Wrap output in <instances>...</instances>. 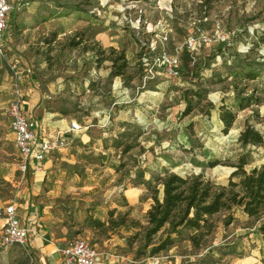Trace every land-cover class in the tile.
<instances>
[{"label": "rangeland", "instance_id": "rangeland-1", "mask_svg": "<svg viewBox=\"0 0 264 264\" xmlns=\"http://www.w3.org/2000/svg\"><path fill=\"white\" fill-rule=\"evenodd\" d=\"M12 1L0 54V207L15 203L31 230L42 224L51 237L64 238L60 248L85 240L98 264L105 258L114 264H264L259 223L235 208L228 226L225 212L212 218L214 232L200 248L182 229L171 248L151 255L164 229L147 242L146 213L151 190L161 201L162 187L141 185L167 174H201L226 186L241 157L247 171L264 164V145L239 142L246 126L264 139V0H22L20 8ZM35 13L45 19L34 21ZM77 33L85 34L84 43L72 49L71 38L81 41ZM189 37L198 40L193 51L186 49ZM96 44L124 53L131 81L109 76L111 64L102 59L108 54L99 56ZM163 52L179 58L176 77L153 63ZM247 71L256 79H245ZM15 84L32 123L38 114L63 109L66 121L73 119L94 142L83 147L86 138H66L61 153L72 161L57 163L52 174L22 173L7 114ZM29 84L42 96L36 102L43 112L36 116L27 109ZM246 98H252L249 107ZM221 108L235 116L227 132ZM31 202L37 213H30ZM110 212L118 227H83L88 217L108 220ZM2 224L0 264H42L30 241L3 243Z\"/></svg>", "mask_w": 264, "mask_h": 264}, {"label": "trees", "instance_id": "trees-1", "mask_svg": "<svg viewBox=\"0 0 264 264\" xmlns=\"http://www.w3.org/2000/svg\"><path fill=\"white\" fill-rule=\"evenodd\" d=\"M131 2H145L147 0H129ZM11 2V0H10ZM22 6V4H21ZM41 15L34 16V21H41ZM24 27V26H23ZM81 41H75L71 38L68 46L72 49L79 47L84 43V33L75 35ZM47 44H49L47 42ZM96 52L99 56H108L102 58L109 61L111 78H120L124 84L132 80L127 74L128 63L124 53H117L113 49L104 50L96 44ZM93 51V48H84ZM189 58V54L185 55ZM101 60H99L100 62ZM191 62L188 60L187 64ZM245 79L255 80L256 72L247 71L244 73ZM247 107L250 106L249 101L252 98L244 99ZM186 110V114L191 110L190 106ZM61 115L68 116L66 110L60 109ZM223 123L224 131L227 132L233 122L235 116L228 110L221 108L219 114ZM242 146L259 147L264 145V139L252 127L246 126L239 137ZM248 161L241 157L238 164L234 167L227 180L226 186L216 185L204 178L203 175H191L182 177L177 174H167L163 177L152 178L151 182H144L148 190L152 183L160 184L162 187V200L157 198L158 190L152 189L151 199L152 205L146 213L148 228L145 233V240L150 242L151 238L156 236L164 229V238L150 250L151 255L159 254L171 248L175 243V237L181 235V230L191 232V236H187V240L195 248H200V241L214 232L215 225L212 218L222 212L226 213L223 219L224 226H228L233 218L232 209L239 210L248 219H254L259 224L257 232L264 237V164L259 168H253L249 171L245 170ZM217 164L209 163L208 167L213 168ZM112 213L106 221L88 217L84 228L106 232L110 228L118 227L119 224L111 220ZM122 224L123 221L121 220ZM133 223V222H132ZM167 226V228H165ZM15 245V244H14Z\"/></svg>", "mask_w": 264, "mask_h": 264}, {"label": "built area", "instance_id": "built-area-1", "mask_svg": "<svg viewBox=\"0 0 264 264\" xmlns=\"http://www.w3.org/2000/svg\"><path fill=\"white\" fill-rule=\"evenodd\" d=\"M11 11L10 0H0V54L3 55V42L6 38L8 16ZM201 43L207 44L208 38L201 35L198 39ZM194 37H189L186 41V49L193 51L197 41ZM160 62L165 73L170 77L179 74L180 60L177 56H170L163 52L153 59V63ZM16 80L20 79L15 73ZM24 97L22 90L15 84L12 98L7 107V114L10 120L13 142L19 154V170L27 172L30 163H42L46 157L51 156L67 147V143L62 134L41 138L32 129V123L23 109ZM0 221L2 224V239L7 245L27 246L32 235V230L22 225L15 203L0 207ZM64 264H98L97 251L83 239H75L67 243L59 250Z\"/></svg>", "mask_w": 264, "mask_h": 264}, {"label": "crops", "instance_id": "crops-1", "mask_svg": "<svg viewBox=\"0 0 264 264\" xmlns=\"http://www.w3.org/2000/svg\"><path fill=\"white\" fill-rule=\"evenodd\" d=\"M12 3L14 4V6L17 4L18 7L20 8L22 4V0H18L16 1V3L13 0ZM35 15L36 13L33 14V16ZM115 79H118V81H120L119 78H115ZM27 89L29 90V92L26 93L27 94L26 97L27 99H29L27 109L32 115L36 116L35 111L40 113L43 112V106L41 104L37 105L36 102V100H40L42 96L37 91V87L35 85L31 86V84H29ZM36 119L38 120V122L36 123L31 122V123L33 124L35 133L41 138L50 137L55 133H60L63 135L65 139L80 138L82 140L86 138L87 140L82 144L83 147L85 146L89 147L90 146L89 143H91V141L92 143L94 142L93 141L94 138H91L89 132L80 134L81 132H79L78 130L79 128L75 124V121L73 119L66 121V118L60 115L59 112L48 113V114L43 112L42 114H38ZM92 126H93L92 124H89L85 126L84 129L89 130V128ZM68 160L72 161L69 154H66L65 152L62 154L61 151H59L51 156L46 157V159L40 164H36L34 162L30 163L29 169L33 173L41 172L44 175L50 173L52 174L54 173V170L58 165L57 163ZM30 208H31V212H30L31 214L37 213L36 209H38V207H36L35 203L31 202ZM33 208L35 210H32ZM31 217H33V215ZM96 219H100L102 221L106 220V218H96ZM21 222L23 226L30 228L28 224H26L22 220ZM32 231L33 232L30 237V245L32 248H34L37 251V254L42 264H64L63 259L59 254V250L61 249L60 247L62 243H64L66 240L64 238L56 239L54 237H51L50 228L42 224L35 225ZM100 262L101 264L115 263L113 259H109V258H105V260H102Z\"/></svg>", "mask_w": 264, "mask_h": 264}]
</instances>
